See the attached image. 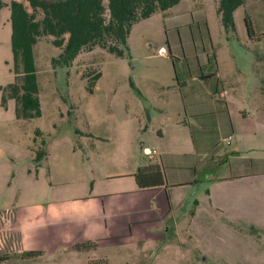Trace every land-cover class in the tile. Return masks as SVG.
Segmentation results:
<instances>
[{
  "label": "rangeland",
  "instance_id": "rangeland-1",
  "mask_svg": "<svg viewBox=\"0 0 264 264\" xmlns=\"http://www.w3.org/2000/svg\"><path fill=\"white\" fill-rule=\"evenodd\" d=\"M217 6V0H181L166 13L157 10L134 21L122 56L98 45L67 56L53 44L52 35L40 36L34 45V62L41 114L17 118L13 99L2 104L0 97V204L86 195L128 182V177L116 175L142 163L143 147H155L150 140L154 127L168 129L171 123L166 116L178 112L176 74L179 78L195 74L208 50L214 52L223 75L240 76L238 90L246 91L252 100L257 92L264 94V0H242L233 11V27L225 26ZM10 35L9 6L3 4L0 86L14 79ZM96 71L100 76L89 92L88 76ZM155 88L161 101H155ZM37 147L47 153L35 161ZM202 171L200 175L207 170ZM205 184L206 180L197 182L187 198L199 199ZM190 202L187 206L192 208ZM213 227L228 237L226 225ZM188 232L198 235V242H191L186 226L179 225L172 235H179L182 245L176 241L168 248L142 249L118 244L80 251L67 246L50 259L15 264H192L190 254L196 245L205 249L206 264H231L233 258L243 264L238 253L233 258L217 255L213 234L205 240L203 233ZM256 244L236 238L235 249L257 251L254 264H264V250L255 249ZM220 245L228 247L227 242Z\"/></svg>",
  "mask_w": 264,
  "mask_h": 264
},
{
  "label": "crops",
  "instance_id": "crops-1",
  "mask_svg": "<svg viewBox=\"0 0 264 264\" xmlns=\"http://www.w3.org/2000/svg\"><path fill=\"white\" fill-rule=\"evenodd\" d=\"M216 64L214 52L208 50L205 60L198 61L199 71L175 76L178 112L166 116L168 129L156 126L150 138L155 162L163 170L162 185L137 186L133 172L150 161L144 154L142 163L116 175L129 180L114 188L44 202L0 204V264L50 259L67 246L80 251L76 244L87 240L96 242L94 248L118 244L168 248L176 241L182 245L179 235H172L179 225L186 226L191 242H198V235L188 232L191 229L203 233L205 240L211 233L217 255L233 258L238 253L243 264H254L257 251H237L235 243L236 238L255 241V249L264 250V94L257 92L250 99L246 91L238 90L240 76L223 75ZM153 94L155 101L162 100L156 88ZM202 170L207 171L200 175ZM203 180L207 184L199 199L187 198ZM186 200L192 201V208ZM216 224L226 225L228 237L219 228L215 232ZM222 242L228 247L220 248ZM197 247L190 252L191 263L206 264L205 249ZM31 250L40 253L27 256ZM232 260L231 264L240 263Z\"/></svg>",
  "mask_w": 264,
  "mask_h": 264
},
{
  "label": "trees",
  "instance_id": "trees-1",
  "mask_svg": "<svg viewBox=\"0 0 264 264\" xmlns=\"http://www.w3.org/2000/svg\"><path fill=\"white\" fill-rule=\"evenodd\" d=\"M0 0L9 6L11 24V53L14 79L0 86L1 103L12 98L17 118H32L41 114L38 82L34 62V45L42 35H52V42L62 47L67 56L85 47L98 45L116 56L124 53L123 45L131 24L154 11L166 12L179 0ZM242 0H217V10L226 27H233L232 14ZM248 34L249 20L245 17ZM67 34V36H65ZM213 57V56H212ZM100 76L96 71L88 76L87 89L94 90ZM134 86V84L132 83ZM34 160L46 156L43 147L35 148ZM139 188L155 187L164 183L163 170L158 162L148 161L133 172ZM77 249L96 247L94 241L76 244ZM38 251H28L34 256Z\"/></svg>",
  "mask_w": 264,
  "mask_h": 264
},
{
  "label": "built area",
  "instance_id": "built-area-1",
  "mask_svg": "<svg viewBox=\"0 0 264 264\" xmlns=\"http://www.w3.org/2000/svg\"><path fill=\"white\" fill-rule=\"evenodd\" d=\"M143 151H144V154L147 155V156L150 158V161H151V162H152V161L155 162V161L157 160V157H156V155H155L156 150H155L153 147L148 146V145H145V146L143 147Z\"/></svg>",
  "mask_w": 264,
  "mask_h": 264
}]
</instances>
